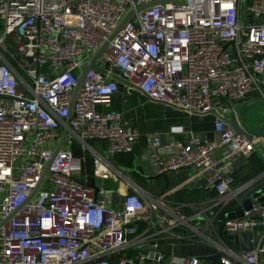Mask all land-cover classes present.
Returning <instances> with one entry per match:
<instances>
[{
  "label": "built area",
  "instance_id": "obj_1",
  "mask_svg": "<svg viewBox=\"0 0 264 264\" xmlns=\"http://www.w3.org/2000/svg\"><path fill=\"white\" fill-rule=\"evenodd\" d=\"M153 1L0 0V264H112L116 254L114 264H210L193 254L163 258L162 243L193 228L190 219L136 189L116 190L112 201L95 183V194L82 173L86 156L72 150L77 143L92 152L94 179L124 178L109 160L132 152L140 134L110 108L117 69L122 102L138 91L187 115L214 116L213 140L182 125L170 132L185 133L184 143L146 135L158 176L194 165L220 206L247 188L233 187L234 162L264 137L236 132L225 117L249 94L264 96V0H170L137 10ZM96 54L73 95L80 67ZM89 141H102L104 154ZM224 231H251L253 248L215 241L214 264H261L264 206L226 218Z\"/></svg>",
  "mask_w": 264,
  "mask_h": 264
},
{
  "label": "crops",
  "instance_id": "obj_2",
  "mask_svg": "<svg viewBox=\"0 0 264 264\" xmlns=\"http://www.w3.org/2000/svg\"><path fill=\"white\" fill-rule=\"evenodd\" d=\"M122 96L123 91H118L113 97V102L110 108L121 111L123 113V117L128 120L140 134V138L135 144L134 151L137 159L136 166L139 168V171L141 173L140 179L142 181L143 187L132 180L128 174L123 173L117 166L119 165V163L115 160V157L119 154L111 158L109 161L115 169H117L120 173L122 172L121 174L124 176V178H120L121 180L116 181L110 179H99V184L96 182V179H94L95 183L98 186L105 188L104 185H106L107 182L111 181L110 185L112 184V182L115 183L114 191L119 190L124 192L126 190L127 192H129L131 190L132 192H134V190L137 189L143 193H148L150 195L165 198L167 200V205L174 212L187 217L191 221L195 220L196 218H200L202 224L198 227H200L201 231H203L202 235L204 237H206V233L207 236L212 234L211 230L208 231L211 221L223 207L228 206L229 204L233 205L231 206L232 208L230 207V209L226 210L225 217L228 218V215H232L231 213L239 208L240 202L244 199V197L248 195L252 188L264 186V157H261L256 151L247 158H236L233 169V174H235L236 178L233 183V187L244 184L248 185L244 192L238 198L232 199L225 206L215 204V198L217 197V195H215L213 198H209L207 195H204V198L201 199V201L199 200L194 202L191 200H187L188 198H190L191 193L200 191L201 189L205 190L201 184L200 177L195 174H191L192 177L190 181L186 184L181 185L180 188L176 190H171L169 188L167 181L163 177V175L158 177L144 176L139 167V163L141 161V157L144 155L145 150L149 148L148 142L146 140V135L148 133L158 131L161 132L164 141L174 140L175 142L184 143L186 138L185 133H171L170 127L182 125L185 130L192 131L190 130L191 117H198V115H187L171 107L148 101L145 96L138 91H134L131 97L128 98L127 102H122ZM175 112L183 113L184 116L181 121L178 120ZM225 118L228 122H237L241 129H244L249 133H259L260 135L264 134V96L258 93L249 94L244 99L235 102L233 111L230 113V115H226ZM261 136L264 137V135ZM213 138H218V135L214 133ZM89 146L99 154H104V143L102 141H93V143H89ZM258 149L262 154H264V139H262V142L258 145ZM87 152L90 155L92 153L90 150H88ZM74 156L78 157L79 155L74 154ZM257 164H259L262 169L258 174L252 176ZM91 168L89 169V167H87L85 163L82 169V173L88 174L91 178ZM164 187L165 189H163ZM162 189L163 191L160 193V190ZM104 198L114 201L117 199V194L115 193V195L112 196L110 194H107V196H105ZM212 208H214V210H211ZM175 232L179 235L177 236V238H173L162 243L165 250L181 254H196L199 256H209L210 254L216 253L217 251L215 246L212 249L207 246L205 247L204 245H201V247L198 248L191 246V244H193L194 242H188L190 240L186 239L191 236L190 232L184 233L182 230H175ZM257 234L258 231L255 232L254 236H257ZM206 239L209 241V239L212 238H209L208 236L206 237ZM206 243L207 242L205 241V244ZM232 251L238 252L239 250ZM208 262L210 261L208 260ZM262 263H264V258L261 257V264Z\"/></svg>",
  "mask_w": 264,
  "mask_h": 264
},
{
  "label": "water",
  "instance_id": "obj_3",
  "mask_svg": "<svg viewBox=\"0 0 264 264\" xmlns=\"http://www.w3.org/2000/svg\"><path fill=\"white\" fill-rule=\"evenodd\" d=\"M164 1H170V0H156L153 2H149V3H143L141 4V6L137 9L140 10L142 8H145L147 6H151L160 2H164ZM133 14V11L129 12V14L127 16H125L123 18V20L119 23L118 27L115 29V31L113 32L112 36L113 37L122 27V25L124 24V22H126L127 19L130 18V16ZM98 54V53H97ZM97 54L95 56H93L88 62L84 63L80 69H81V73L78 77V84L77 87L75 89V91L73 92V95L75 94L77 88L79 87V85L81 84L82 80H83V76H84V72L91 68L93 66V61L95 59V57L97 56ZM113 74L112 77L116 80H118V91L122 92L123 91V84L124 81L117 76L118 70L114 69L113 70ZM169 107H172L171 105H168ZM211 114H216L215 110L211 111ZM67 123V120H66ZM232 128L236 131V132H243V130L239 127L237 122H232L229 123ZM67 135V129L63 128L58 145L56 146L55 150H54V155L59 151V149L61 148L65 138ZM199 137L201 139H207V140H213V132H199L198 133ZM264 135V134H261ZM256 152L261 156L264 157V154H262L258 149H256ZM151 154V149L148 148L147 150H145L144 155L141 157V161L139 163V167L141 169V172L144 176L146 177H158V175L156 174V167L152 166L151 163V159L149 158ZM50 165V161L45 165L42 175H41V179L40 182L42 181L43 177L45 176L48 167ZM122 173V172H121ZM191 174H195L198 177L199 175V171L198 169L194 166V165H190V166H186V167H181L179 168L177 171H169L163 174V177L166 179L167 184L169 186V188L171 190H176L178 188H180L181 185L186 184L190 181L191 179ZM91 179L89 182V185L94 189L95 194L98 191V186L95 184L94 181V177H93V169H91ZM201 180V184L203 183V180ZM40 182L38 183L37 187L34 189V191L31 193L30 197L31 198L33 196V194L36 192V190L38 189ZM137 190V189H136ZM253 204L255 206H264V186H258L255 188H252L251 191L248 193V195L246 197H244V199L240 202V206L239 208L234 211L233 213H231L232 215H228V218L231 217H240L243 215V210H248L251 209L253 207ZM237 240H238V245H239V250L242 251H249L253 248V243H252V238H253V233L251 231H243V232H237L235 234ZM148 250L152 249V248H147ZM163 254V258H167L170 256H174V257H186L187 254H181V253H174L168 250H163L162 251ZM150 256H152V253L149 254ZM119 254L115 255V259L112 262V264H114L117 259H118ZM158 255L156 254L155 257H157ZM218 257V254H214V255H210V256H198V258L202 259V260H209L210 264H214L216 259Z\"/></svg>",
  "mask_w": 264,
  "mask_h": 264
},
{
  "label": "trees",
  "instance_id": "obj_4",
  "mask_svg": "<svg viewBox=\"0 0 264 264\" xmlns=\"http://www.w3.org/2000/svg\"><path fill=\"white\" fill-rule=\"evenodd\" d=\"M176 113V117L178 118V120H182L183 119V113L180 112H175ZM213 122H214V116L213 115H205V116H193L191 117V125H190V130L194 131V132H210L213 129ZM90 144L93 143V141L89 142ZM134 151V150H133ZM73 153L75 155H85L86 156V166L89 167V169L91 168V155L87 152V150H83L80 145H78L77 143L73 144ZM116 161L119 163V165H117L121 171L123 173H126L130 176V178L132 180H134L137 184H139L140 186L143 187L142 185V181L140 179V171L139 168L136 166V155H135V151L134 152H130V153H123V154H119L118 156L115 157ZM262 169V167L257 164L255 169H254V173L252 174V176H255L256 174L259 173V171ZM235 174H234V181H235ZM145 188V187H144ZM165 189V187L163 188ZM160 190V193L163 191ZM130 193H132V191H129ZM152 192V191H150ZM153 194H157V193H153ZM204 195H207L209 198H213L216 194L215 191H206L201 189L200 191H195L193 193L190 194V198H188L187 200H191V201H201V199L204 198ZM233 206L232 204H229L228 206H225L221 209V211L219 213H217L215 215V217L212 219L209 230H211L212 234H210V236L216 240L217 242H221L224 246H226L227 248H230L232 250H239L238 247V240L236 238V236H232V235H228L225 231H224V221L226 220L225 214H226V210L230 209V207ZM232 208V207H231ZM184 233H187L186 230H182ZM187 240L189 239L190 241L193 242H198L200 243L199 239H195L192 238L191 236L186 238ZM214 250V249H213ZM196 255V254H193Z\"/></svg>",
  "mask_w": 264,
  "mask_h": 264
},
{
  "label": "rangeland",
  "instance_id": "obj_5",
  "mask_svg": "<svg viewBox=\"0 0 264 264\" xmlns=\"http://www.w3.org/2000/svg\"><path fill=\"white\" fill-rule=\"evenodd\" d=\"M110 180H112V179H110ZM118 180H121L120 177H118ZM96 182L98 184L100 183V181H99L98 178H96ZM110 183H111V181L110 182H107L106 185H104V187L106 189V194H110L112 196V195H115V191H114V184L115 183L112 182L111 185H110ZM211 210H214V208H212ZM189 222L191 223V225L193 226V228L190 227V226H188V225H183L182 228L184 230H186V232H190L191 233L190 235H191L192 238H195V239H199L200 240L199 241L200 243L194 242L193 244H191V246H194V247L198 248V247H201V245H204L205 247L207 246V247H209V248L212 249L215 246L214 245V243H215L214 241L215 240H212L213 238L210 235H208L209 238H212V239H209V241H208L207 240L208 238L206 239V237H208L207 236V233H206V237H204L202 235V233L199 232V231H201V229L198 226H200L202 224L201 219L200 218H196L195 220H193V221L190 220ZM208 231H210V230H208ZM201 232H203V231H201ZM204 240L207 242L206 244H205V241ZM188 242H191V241H188ZM262 264H264V263H262Z\"/></svg>",
  "mask_w": 264,
  "mask_h": 264
}]
</instances>
